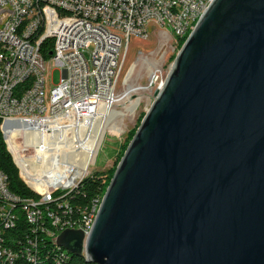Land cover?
Listing matches in <instances>:
<instances>
[{
  "label": "water",
  "instance_id": "obj_1",
  "mask_svg": "<svg viewBox=\"0 0 264 264\" xmlns=\"http://www.w3.org/2000/svg\"><path fill=\"white\" fill-rule=\"evenodd\" d=\"M58 243L98 264H264V0H211L89 234Z\"/></svg>",
  "mask_w": 264,
  "mask_h": 264
},
{
  "label": "built area",
  "instance_id": "obj_2",
  "mask_svg": "<svg viewBox=\"0 0 264 264\" xmlns=\"http://www.w3.org/2000/svg\"><path fill=\"white\" fill-rule=\"evenodd\" d=\"M22 1L0 0V118L20 174L37 194L21 196L12 192L8 175L0 169V264H44L51 256L56 264H62L70 252L58 243L62 230L80 228L88 235L91 229L100 195L78 208L70 196L92 170L66 175L64 168L43 169L40 153L25 142L18 163L11 150V125L26 124L31 135L48 134L59 140L74 139L84 132L86 123L95 126L99 120L108 119L113 100L128 103L130 99L125 94L128 78L121 79L129 48L127 39L133 35L146 37L157 26L165 35L186 39L190 25H197L204 14L201 6L210 2L31 0L36 2L38 17L29 19ZM63 16H72V23H63ZM103 18H110L111 26H101ZM50 20L58 21V33H50ZM47 38L54 40L49 59L61 68L62 74L60 82L50 90L44 73L49 59L40 48ZM90 96H99V104H90ZM99 145L94 143L96 153ZM53 154L52 163L59 164ZM29 163L42 168V172L31 175L26 170ZM10 201H18V208H10ZM48 204L58 205L59 216L48 212ZM21 216L27 222L22 234L13 232L19 228Z\"/></svg>",
  "mask_w": 264,
  "mask_h": 264
},
{
  "label": "rangeland",
  "instance_id": "obj_3",
  "mask_svg": "<svg viewBox=\"0 0 264 264\" xmlns=\"http://www.w3.org/2000/svg\"><path fill=\"white\" fill-rule=\"evenodd\" d=\"M63 23L72 22L67 20L63 21ZM49 29L50 33H58V21H49ZM163 32L161 27L157 26L155 30L146 37L133 35L131 40H127V47L129 48L124 60L121 79L124 80L128 78L127 84L125 85V89L127 90L130 87L136 89V87L139 86L144 89L139 88L131 91L128 95L130 97L129 103L123 104V99H116L115 102L109 105L108 116H115L119 113L121 114L120 116L116 115L112 119H109V117V120H99L95 126L85 124L84 132L74 139L66 138L67 142L60 139L63 146L65 142L67 143L66 147H69L71 145L70 141H73L77 144L78 150L71 154L67 149L62 147V151H58L56 155L60 162L59 164L52 163L54 158L51 160V163H48V161L42 159L40 155L39 164L43 165V169L47 167L54 169L58 167L59 169L64 168L65 174L67 175L69 173L75 174L76 172L84 173L87 169L92 170V172H107L111 167L115 166L119 155L124 149V144L129 139L131 131H136L138 128L146 110L155 99L156 87H160V83L166 80L172 64L184 43L182 42L183 40H177L175 37L173 38L170 35H165ZM142 57H145L146 60L144 61ZM152 62H154L153 65L157 66L159 69L155 71V74L153 73V76L149 73V64ZM45 73L46 86L50 90L60 82L62 75L61 68L53 64L49 59L46 63ZM152 79H154L153 84L151 83ZM120 103L122 104L121 106H119ZM136 103L137 105L135 106ZM90 104H99V98L94 102L91 101ZM14 128L17 130L16 134L14 133L12 136L14 139L16 138L21 147L24 145V142L25 145H28L26 143L34 140V137L30 140H24V136L28 133L26 124H18V126H14ZM100 137L101 142L98 152L94 155V148L96 149L94 143L96 142L98 145ZM28 150L31 151V148H28ZM13 154L16 160H18V156L14 151ZM93 156H95L94 159ZM30 168L34 171V175L43 170L35 165H32ZM22 173L28 180L30 179V176L24 171Z\"/></svg>",
  "mask_w": 264,
  "mask_h": 264
},
{
  "label": "trees",
  "instance_id": "obj_4",
  "mask_svg": "<svg viewBox=\"0 0 264 264\" xmlns=\"http://www.w3.org/2000/svg\"><path fill=\"white\" fill-rule=\"evenodd\" d=\"M66 18H70V17H63V19ZM182 42H184V39ZM53 46H54V40L52 38L45 39L41 44L40 48L45 59L51 58L52 56L51 51L53 50ZM1 125H2V119L0 118V169H3L8 175V183L10 190L21 196L36 195L37 193L27 184V182L21 176L19 166L15 162L13 155L8 148ZM134 132L135 130L131 131L128 141L131 139ZM101 137L99 139L98 145L101 142ZM128 141L124 144V149L119 155L115 166L111 167L107 172L93 171L91 174H89L81 181V183L77 188L73 190L70 199L71 202L74 204L73 205L74 207L78 208L79 206L85 205L98 195H100L99 200L102 199L106 187L116 169L117 163L119 162L121 156L124 153V150L128 145ZM96 151H97V147L94 151V155ZM48 207L50 210L59 214V207L57 204H48ZM26 224H27L26 220L21 216L20 221L17 225V227L19 228L14 229L13 232L15 233L18 232L22 234L23 232L22 229L26 228L27 226ZM51 257L52 258L47 259L44 264H56L53 256ZM61 263L62 264H98L94 261H88L84 255L73 254L71 252L66 256L64 260H62Z\"/></svg>",
  "mask_w": 264,
  "mask_h": 264
},
{
  "label": "bare ground",
  "instance_id": "obj_5",
  "mask_svg": "<svg viewBox=\"0 0 264 264\" xmlns=\"http://www.w3.org/2000/svg\"><path fill=\"white\" fill-rule=\"evenodd\" d=\"M209 2H211V0H209ZM209 4L210 3H203V6H201V13H204L206 11V9L209 6ZM22 8L23 9H28L29 19H36V17H38V8H36V2H32L31 0H23L22 1ZM63 17H70V18L63 19V21H67L68 20V21H71L72 22V16H63ZM50 21H57V20H50ZM101 26H111V19L110 18H103V19H101ZM195 27H196V25H190V29H189L188 33L186 34V38L189 36V34L191 33V31L195 29ZM127 40H131V39H127ZM142 58H143L144 61L146 60L145 57H142ZM153 64H154V62H152V63L149 64V73L152 76L156 73L155 71L159 70L157 68V66H155ZM45 71H46V66H44V73H45ZM165 81L166 80H164V81H162L160 83V87L159 88H162L164 86L163 84H164ZM139 88H143V87H140L139 86V87H136V89H133V87H130L126 91V94L128 95V94H130L131 91L137 90ZM97 98H99V96H90V102L91 101L92 102L96 101ZM127 100H128V103H129V99H127ZM115 101H116V99L113 100L112 102H115ZM122 103L123 104L125 103V100L124 99L122 100ZM121 105L122 104L120 103L119 106H121ZM136 105H137V103L135 104V106ZM86 122H89V121L87 120ZM86 124H89V123H86ZM14 126H18V124L11 125L12 130L14 129ZM16 130L17 129H14L12 134H14V133L16 134ZM24 137H25L24 140H30V139H32V137H34V140H32V142L30 141V142H28L26 144L35 146V148L37 149V151L40 153L42 159H44L45 161H48V163L51 162V160L54 158V154L53 153H55L57 155V152L58 151L61 152L63 148L67 149L69 151V153H71V154L75 153L78 150L77 144L74 143L73 141H70V144H71L70 146L71 147L70 146L69 147H66V144H67L66 143L67 142L66 139L63 138V140L66 141L65 142V145L63 146L61 144V142H60V139L58 140V139H56V137H55V139L54 138H51L48 134H46V135H34V134H32L31 135V134L27 133L26 136H24ZM47 137H48V139H47ZM12 141L13 142H12V145H11V147H12L11 150H13L17 154V156L19 158V155L22 154V149L23 148L19 145V143L16 140V138L15 139L12 138ZM45 143L49 146L46 149H45ZM94 150H95V148H94ZM48 155H49V157H47ZM17 162H18V160H17ZM30 167H32V165H30V163H29L26 166V170L29 173H31V175H34V171H32ZM78 174H81V172H76L74 175H78ZM31 177H34V176H31ZM29 180L32 181L31 178ZM102 199H103V197H102ZM102 199H100V200L98 199L97 200V205L95 207V211L93 212V220L91 221V226H92L93 221H94V219L96 217V214H97V211L99 209V206L101 204ZM10 208H18V201H10ZM48 212L51 213L52 216H59V214H57L54 211L50 210L49 207H48Z\"/></svg>",
  "mask_w": 264,
  "mask_h": 264
}]
</instances>
